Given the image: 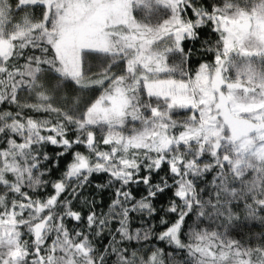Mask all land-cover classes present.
<instances>
[{"label": "snow or ice", "instance_id": "obj_1", "mask_svg": "<svg viewBox=\"0 0 264 264\" xmlns=\"http://www.w3.org/2000/svg\"><path fill=\"white\" fill-rule=\"evenodd\" d=\"M0 264H264V0H0Z\"/></svg>", "mask_w": 264, "mask_h": 264}]
</instances>
